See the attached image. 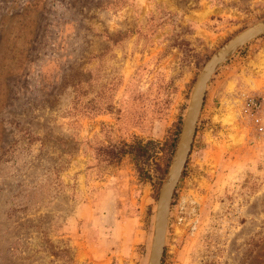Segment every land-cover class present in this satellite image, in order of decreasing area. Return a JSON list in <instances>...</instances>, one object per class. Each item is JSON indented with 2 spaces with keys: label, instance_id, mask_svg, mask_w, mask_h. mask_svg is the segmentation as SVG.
Instances as JSON below:
<instances>
[{
  "label": "rangeland",
  "instance_id": "rangeland-1",
  "mask_svg": "<svg viewBox=\"0 0 264 264\" xmlns=\"http://www.w3.org/2000/svg\"><path fill=\"white\" fill-rule=\"evenodd\" d=\"M264 0H0V264H148L196 79ZM162 264H264V34L214 74Z\"/></svg>",
  "mask_w": 264,
  "mask_h": 264
},
{
  "label": "water",
  "instance_id": "water-1",
  "mask_svg": "<svg viewBox=\"0 0 264 264\" xmlns=\"http://www.w3.org/2000/svg\"><path fill=\"white\" fill-rule=\"evenodd\" d=\"M263 34L264 20L251 25L230 39L211 56L203 69L200 71L194 84L188 109L184 117L175 156L173 158L168 176L162 184L159 192L148 264L163 263L174 193L183 175L193 147L209 83L218 69L239 48Z\"/></svg>",
  "mask_w": 264,
  "mask_h": 264
},
{
  "label": "crops",
  "instance_id": "crops-1",
  "mask_svg": "<svg viewBox=\"0 0 264 264\" xmlns=\"http://www.w3.org/2000/svg\"><path fill=\"white\" fill-rule=\"evenodd\" d=\"M194 142H195V139H194ZM194 145V144H193Z\"/></svg>",
  "mask_w": 264,
  "mask_h": 264
}]
</instances>
